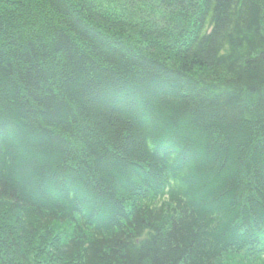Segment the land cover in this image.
<instances>
[{
  "label": "trees",
  "instance_id": "1",
  "mask_svg": "<svg viewBox=\"0 0 264 264\" xmlns=\"http://www.w3.org/2000/svg\"><path fill=\"white\" fill-rule=\"evenodd\" d=\"M0 264H264V0H0Z\"/></svg>",
  "mask_w": 264,
  "mask_h": 264
}]
</instances>
